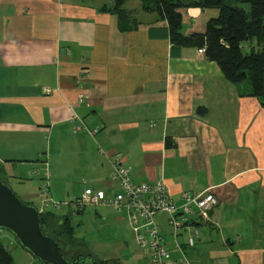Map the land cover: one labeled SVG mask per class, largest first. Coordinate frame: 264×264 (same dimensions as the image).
Listing matches in <instances>:
<instances>
[{
	"label": "crops",
	"instance_id": "crops-1",
	"mask_svg": "<svg viewBox=\"0 0 264 264\" xmlns=\"http://www.w3.org/2000/svg\"><path fill=\"white\" fill-rule=\"evenodd\" d=\"M141 3L124 0L138 26L121 32L113 0H0V180L35 178L23 197L40 212L35 190L46 182L51 200L66 202L55 215L108 227L94 244L99 264H150L126 214L72 204L85 190L121 194L117 157L134 183L164 182L177 206L184 194L217 201L175 235L166 214L155 217L167 264H264V107L197 48L172 45ZM179 13L183 36L203 34L218 14ZM75 117L97 133L73 134ZM16 255L13 264H36Z\"/></svg>",
	"mask_w": 264,
	"mask_h": 264
},
{
	"label": "trees",
	"instance_id": "trees-1",
	"mask_svg": "<svg viewBox=\"0 0 264 264\" xmlns=\"http://www.w3.org/2000/svg\"><path fill=\"white\" fill-rule=\"evenodd\" d=\"M141 1L144 11L166 22L172 45L202 47L205 58L218 66L226 82L241 86V96L256 98L264 107V0ZM113 2L110 12L117 15L120 31L136 29L138 24L122 9L124 0ZM188 8L216 10L218 14L207 21L203 34L183 36L179 10ZM50 211L39 214L41 229L61 246L63 255H68L69 261L79 253L90 255L75 237L70 218ZM0 264H13L11 253L2 244Z\"/></svg>",
	"mask_w": 264,
	"mask_h": 264
},
{
	"label": "built area",
	"instance_id": "built-area-1",
	"mask_svg": "<svg viewBox=\"0 0 264 264\" xmlns=\"http://www.w3.org/2000/svg\"><path fill=\"white\" fill-rule=\"evenodd\" d=\"M204 53V49L198 51ZM83 96L78 95V102L82 103ZM76 125L73 127V134L84 131L92 137L97 133V129H89L79 118L75 117ZM112 179L121 189V194L110 198L105 197L100 192L85 190L72 202L76 210L88 207H110L117 212H123L128 217L131 231L139 248L146 250L150 254V264H167L169 250L160 226L156 223L155 217L158 214L168 216V224L173 235L177 230L186 224H191L192 218L207 220L208 211L215 206L216 199L210 192H204L197 196H182V204L177 206L168 197L165 185L162 181L154 183L136 184L132 180L130 169L122 166L117 157L111 161ZM43 192L41 200L42 210H58L65 204L51 200L48 194V185L43 182L40 185ZM194 239L189 238V245L192 246ZM181 264H187L182 258Z\"/></svg>",
	"mask_w": 264,
	"mask_h": 264
},
{
	"label": "water",
	"instance_id": "water-1",
	"mask_svg": "<svg viewBox=\"0 0 264 264\" xmlns=\"http://www.w3.org/2000/svg\"><path fill=\"white\" fill-rule=\"evenodd\" d=\"M0 230L10 233L34 260L41 264H99L83 253L69 261L61 246L41 229L37 208L23 203L0 181Z\"/></svg>",
	"mask_w": 264,
	"mask_h": 264
},
{
	"label": "rangeland",
	"instance_id": "rangeland-1",
	"mask_svg": "<svg viewBox=\"0 0 264 264\" xmlns=\"http://www.w3.org/2000/svg\"><path fill=\"white\" fill-rule=\"evenodd\" d=\"M141 2H142L141 3V6H142V4H144V3H143V1H141ZM193 9H200V8H193ZM141 10L142 11L144 10L143 7H141ZM135 20L138 22L137 19H135ZM157 20L160 21L158 19V17H157ZM186 48H190V47H186ZM195 48H197V54L204 56V53H202V54L198 53V51L201 50L202 47L201 48L195 47ZM72 132H73V129H72ZM28 176L25 178L26 181L23 182V184H20V185L16 184L11 179L10 180H7L9 184L5 183L6 185H8L10 187V189L15 194V196H17L25 204L26 203H29L23 197L24 193H28L30 191V185L29 184L32 182L33 183V186L36 185L35 178L28 177ZM0 181H2V180H0ZM158 181H161V180H158ZM42 183L43 182H41L40 185ZM163 184H164V182H163ZM36 188H38L37 185H36ZM36 188H34V190ZM166 190H167V188H166ZM35 191L39 192V195H40V198H41L40 201H41L44 195H43V192L40 190V186H39V190L36 189ZM58 202H60V201H58ZM60 203L66 204V202H60ZM216 204H217V201H216ZM62 208H64V207H61L58 210H61ZM58 210H53L52 209V213H56V211H58ZM82 210H84V209H81V210H78V211H82ZM38 212L40 214V213H44L45 211H41V212L38 211ZM70 222H71V225L74 228V234L76 235V237L83 238L84 239V242H86L90 247H93V250H91L93 256H91V255H89V256H91L98 263V260L97 259H99L98 256H100L101 253L99 252V249L97 248V246H94V244L97 245L96 242L98 243L101 239L106 238V236H107V230L106 229L108 227L102 226V225L98 224L97 222L96 223H93L92 221H88L87 219H81V220H79V218H72V219H70ZM5 237H6V239H5ZM3 239H5V241ZM7 239H11L10 242H12V243L11 244L7 243L8 242ZM0 244H2L3 246L7 247L8 251L12 255H14L16 257V261H17V255H16L17 252H25L19 246V244L16 242L15 238L10 233H8V232H6L4 230H0ZM36 264H39V263L36 262ZM187 264H188V262H187Z\"/></svg>",
	"mask_w": 264,
	"mask_h": 264
}]
</instances>
